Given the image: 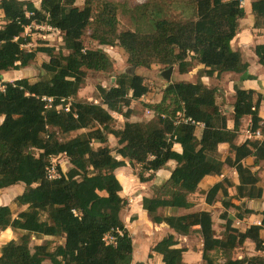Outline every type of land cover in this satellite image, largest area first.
<instances>
[{
    "label": "trees",
    "instance_id": "1",
    "mask_svg": "<svg viewBox=\"0 0 264 264\" xmlns=\"http://www.w3.org/2000/svg\"><path fill=\"white\" fill-rule=\"evenodd\" d=\"M77 1L39 0L35 5L0 0V75L27 68L37 54L48 58L34 82L27 78L0 81L4 87L0 92V191L18 184L26 188L10 204L0 205V232L10 229L19 234L17 241H7L0 248V264H131L134 247L121 221L127 200L120 196L122 187L115 175L126 166L139 167L140 183L154 179L153 196L143 197L141 207L152 224H164L175 234L157 242L149 258L156 254L162 264H182L186 249L178 247L177 237L196 233L204 264H213V254L221 255L223 264H264V211L231 203L262 196L252 169L264 164L259 116L264 97L234 84L231 129L217 103L218 90L200 81L168 83L158 103L143 105L152 115L146 121L132 120L131 102L149 92L144 79L133 73L113 77L108 88L97 85V104L76 100L88 72L112 69L103 50L84 47L87 33L100 47H119L130 69L176 66L183 75L201 65V74L208 78L244 75L249 65L231 47L239 21L246 15L240 0H148L131 8L116 0H81L80 6ZM170 8L178 18L166 15ZM119 13L132 18L134 30L118 29ZM250 15L252 28L264 30V0H251ZM32 25L60 32L61 49H24L31 39L23 34ZM253 54L264 69V43L256 44ZM245 78L254 79L248 74ZM112 113L123 118L121 128H115ZM246 117L252 136L260 132L262 138L237 144ZM198 125L202 126L199 139L194 135ZM110 137L116 146H109ZM174 144L180 152L173 149ZM221 144L228 147L223 159L218 154ZM59 156L67 159L69 169L62 172L55 167L56 178H49L51 161ZM246 158H252L250 166L243 164ZM169 162L175 166L168 179L156 178ZM225 169L237 174L235 194L228 195L232 184L223 180L207 191L206 205H213L220 194L223 209L236 210L234 218L258 215L259 225L239 230L224 212V233L218 238L209 211L159 215L162 208L191 209L189 196L198 191L200 182L220 176ZM107 234L114 238L112 244L103 241ZM32 237L61 239L62 243L53 247L52 240H45L31 246ZM247 240L254 253L233 258Z\"/></svg>",
    "mask_w": 264,
    "mask_h": 264
},
{
    "label": "rangeland",
    "instance_id": "2",
    "mask_svg": "<svg viewBox=\"0 0 264 264\" xmlns=\"http://www.w3.org/2000/svg\"><path fill=\"white\" fill-rule=\"evenodd\" d=\"M36 0H33L31 2L35 3ZM120 3L126 4L128 7H134V6H141L145 4L148 0H116ZM78 6L82 4V1H77ZM247 4V3H246ZM246 6V5H245ZM243 8L244 5H243ZM245 18L239 21V29L238 33L233 39L232 45L233 49L240 52L242 55V59L244 62H248V64L252 63V58L254 57L253 54V47L258 42H264V30H255L252 28V18L249 12H245ZM166 15L176 19L178 18V13L170 9H166ZM134 22L132 18L128 14H118V29L120 31L122 30H134ZM30 36L31 39L30 45L26 48L27 50H33L38 46H46V47H52L55 50L61 49L62 46V34L58 31H48L47 28H32L27 29V31L24 32V36ZM89 33L85 34L83 37V43L84 47L86 49L91 50H103L108 57V59L111 62L112 69L110 72H104V73H96V72H88L87 77L85 79L84 84L80 88L77 98V101L81 102H90L97 104L99 102V99L97 98V93L95 91V87L97 85H101L102 87L108 88L113 83L114 79L113 77L122 74V73H133L135 75L141 76L147 86L149 87V92L146 94L142 99L139 101H132L130 107L134 110L135 116L132 118V120H150L152 119L151 114H147V110L143 107L144 104H154L160 97L163 89L168 83H173L177 81H190V82H198L200 81L201 70L198 71V68L196 67L198 65H195V69L190 70L186 74H179L177 71V67L173 66L171 75L169 80H167L164 77L165 72H167V68L163 66H152L149 69L144 68H135L130 69V67L126 63V55L123 53V51L119 47H100L96 42H94L92 39L88 36ZM48 58L43 54H37L36 60L30 64L27 68L21 70V71H11L10 74H13L14 78H27L30 82H34L39 79L41 74V64L44 61H47ZM12 77V76H11ZM238 76L234 74H223L219 77H211L209 78L207 82L209 86L214 87L218 90V99L217 103L221 107V111L224 112L225 116L227 118L231 117V114H229L232 102L234 100L233 94L234 91L231 88V82L235 81ZM203 81V79H201ZM264 96V95H263ZM261 107V106H260ZM112 116H114L116 122H115V128H121L123 125V118L117 116L116 114L112 113ZM261 118L263 119V123H261L262 131L261 134L264 133V104H262L261 108ZM249 127V126H248ZM247 127V128H248ZM241 128L244 130L246 129V126L241 123ZM241 131V130H240ZM249 132V128H248ZM240 133V132H239ZM250 133V132H249ZM260 134V132H257L256 135ZM245 136L247 134L245 131L241 132L239 136L237 137L235 143L241 142L245 139ZM252 140H254L252 138ZM110 145L109 146H116L115 140L110 138ZM96 147V145H94ZM249 162H252V159L249 160ZM53 167H59L62 172H66L69 169V164L67 159L64 156H59L57 158L52 159L51 161ZM246 164V163H245ZM227 176L230 178L232 176V170L227 169ZM117 171H122L124 174L123 176L118 175L121 182L124 181L123 184H125V193L128 194V196H133L132 201H127V207L122 212L121 220H123V223H128L129 228H131V233H129L132 237V243L133 247L135 249V252L137 255L140 256L139 261L143 264H159L160 259L158 257H151L149 258L148 255L150 254V251L147 252L145 255V251L148 247H151L152 240L155 241L154 235L157 234V232H161L160 228L152 224L151 222H143V221H136L135 217H133L132 211L134 208H136L135 198L137 197L136 201L138 202V199L141 195H151V183L146 182L144 184H140L138 180V173L140 171L139 167H130L126 166L123 168H120ZM256 178L259 180L258 186L262 188V196H264V164L260 163L257 167L256 171H254ZM148 174L145 173L144 177H147ZM163 174L161 173L159 175L162 178ZM125 178L124 180L122 178ZM13 191L4 190L0 191V204H10L12 199V194H21L22 191H25L24 186L22 184H18L17 186H14ZM228 191V189H227ZM231 194H234V190H230ZM153 193V192H152ZM204 192L195 193L191 196H189V200L193 203V207L189 210L183 211V212H194L199 211L201 209H209L210 213H212V221H213V229L215 232L216 237H221L224 233V224L225 221L221 218L222 212L224 211L223 207L221 206V195L218 194L215 198V202L211 206H205V203L203 202L202 195ZM229 194V193H228ZM5 195V196H4ZM129 198V197H128ZM258 202H254V209H259L264 206V204H260V200H256ZM130 205V206H129ZM14 208V207H13ZM25 207H22L20 209H16L14 212V216L16 213L24 210ZM14 210V209H13ZM231 214H236V210L234 208L228 209ZM160 214L162 216H165L168 214L166 210L160 211ZM135 220V221H134ZM255 218L252 217L251 220L244 222L241 225H236L233 223V225L238 228L239 230H244L247 228L252 222H254ZM135 222V224H134ZM191 240L194 242V245L197 244L196 239H198V235L196 233L191 234ZM264 236V235H263ZM19 239V234L13 233L11 230L7 232H0V248L4 243L10 240L17 241ZM180 239L181 242L183 241L181 237H177V240ZM45 240H52V246H56L62 243L61 239H48V238H31V246L33 245H39L42 244ZM180 242V243H181ZM253 246L243 245L242 247L238 248L233 253V258H241V256L250 255L252 253ZM151 250V249H150ZM213 264H223V258L219 254H213ZM204 264V262H202ZM45 264H49L46 262Z\"/></svg>",
    "mask_w": 264,
    "mask_h": 264
},
{
    "label": "crops",
    "instance_id": "3",
    "mask_svg": "<svg viewBox=\"0 0 264 264\" xmlns=\"http://www.w3.org/2000/svg\"><path fill=\"white\" fill-rule=\"evenodd\" d=\"M19 1H33V0H19ZM250 2H251V0H245V2H244V7L245 8H243V9H244V11L246 13L247 12L250 13ZM35 3H37L35 5H38L39 4V0H36ZM1 24H3V22H2V16L0 17V25ZM232 42H233V40H232ZM232 42H231V47L233 49ZM262 43H264V42H258L257 44H262ZM233 50H235V49H233ZM246 63H248V62H246ZM248 65H249L248 71L244 75L234 74V75H236L238 77H237V79L235 81H232L231 82V84H232L231 85V88L233 90L234 84H237L239 86V88L242 89V90H245V91L253 90L256 94H259L262 97H264L263 96L264 95V69L257 64L256 58H252V63H250ZM197 68H198V71H199V70H202L203 69V66L200 65V66H197L196 69ZM247 74L250 75V76H253L254 79H252V80L246 79L245 78V75H247ZM227 75H230V74H227ZM214 77H216V76L214 75ZM240 78H241V80H240ZM18 79H21V78H16V76L14 78L13 74H10L9 72L2 73L0 75V81H2V82H12V81L18 80ZM201 79H203V81H201ZM208 80H209L208 77H206L204 75L200 76V82L202 84L206 85V86H209L207 82L205 83V81H208ZM188 82H190V81H188ZM191 83H194V82H191ZM160 99H161V97L154 104L158 103L160 101ZM262 104H264V101L261 102V105H260L261 107L259 108V116H260V118H261V108H262ZM229 114H232V105H231V109H230ZM117 116H119V115H117ZM119 117H121V116H119ZM1 121H2V119H0V123H1ZM249 122H250L249 117H246V118H244L242 120V123L246 126V129L243 130L242 128H240L241 131H239V132L241 133V132L245 131V133L247 134V136H245V139L243 141H245L246 139L252 140V138L253 139H260V138H262V136L260 134L255 135V136H252V134L248 132V128L247 127L249 126ZM262 123H263V119H262ZM227 127H228V129H231L232 128V121H231L230 117L227 120ZM201 132H202V126L201 125H198L196 127V129H195V132H194V135L196 136V138H198V139L200 138ZM110 138H112V137H110ZM110 138H109V141H110ZM243 141L237 142V144H240ZM173 149L175 151H177V152H180V146L178 144H174L173 145ZM227 151H228V147H227L226 144H221V145L218 146V154L220 155V157L222 159L227 155ZM250 159H252V158H246L243 161V164L246 165V166H250L252 164V162L251 163L249 162ZM174 166H175V164L173 162H169L164 170H160L159 172H157L155 174L156 178L159 179V175L162 173L163 176H162V178L160 177V179L161 180L168 179V177L170 175V171L174 168ZM256 169H257V167L253 168L252 171L254 172V171H256ZM231 170H232V173L233 174H232V176L230 178L227 176L228 170L225 169L220 176H209V177L204 178L200 182V184L198 185V191H197V193L204 192L203 195H202V199H203V202L204 203H205V194L207 193V191L214 184L223 182V180H229L231 182V184H232V187H229L228 188V191H227L229 193L228 195L230 197H232L235 194V189L234 188H235V186L238 183V181H237V174H236V172L233 169H231ZM123 174L124 173L122 171H117V170L115 171V175H116V177H117V179H118V181H119V183L121 184V187H122V191L120 193V196L123 197V198H125L127 201H132L133 196H128V194L125 193V184H123L124 181L121 182L120 179H119V177H118V175L123 176ZM122 179L124 180L125 178L123 177ZM153 182H154V179L150 181L151 185L153 184ZM140 184H144V183H140ZM14 189L15 188L12 187V188L5 189V190L13 191ZM24 189H25V187H24ZM231 189L234 190V194L233 195L230 192ZM1 191H4V190H1ZM17 193L16 194H12V199L18 195ZM152 196H153V193L152 192H151V195L150 194L141 195L139 197V199H138V202L136 201L137 197L135 198L136 208H134V210L132 211V213L134 215L133 217H135V219H136V221L134 220L135 222H137V221L138 222L139 221H143V222L150 223V221H149V219H148V217L146 215V212L141 207V200H142L143 197H152ZM258 200L261 201L260 204H264V196H261V198L258 199ZM221 202H222V198H221ZM221 202H220V204H221ZM254 202H258V201H256V200H246V199H242V200H232L231 201L232 204H234L235 206L242 207V209L253 210L254 212H263L264 211V206L262 208H259V209H254V206H253L254 205ZM0 205H7V203L0 204ZM205 206H208V205H206V203H205ZM163 210H166L168 212V214L165 215V216L188 214V212H183V211H186V210H183V209L162 208V209H159L158 210L159 215H161L160 214V211H163ZM202 210H206V211H209L210 212L209 209H201L199 211H202ZM194 212H196V211H194ZM224 212L226 213L227 218L233 219V223H235L236 225H241L244 222H247V221L251 220L252 217H254L255 220L250 225H259L260 224V216H258V215H251V216H248V217H246V218H244L242 220H238L237 218H234V214H231V212H229L228 209L227 210L224 209V211L222 213H224ZM211 216H212V213H211ZM121 221H123V220H121ZM135 222H134V224H135ZM123 224L126 227V229L128 230V232L131 233V228H129L128 223H126V224L123 223ZM155 226H157L156 229H158V227H159L160 230H161V232H157V234L154 235L155 241L152 240L151 244L152 243L153 244L151 245V247H148L147 248V250L145 251L144 255L147 252H149L150 249L157 242H159L163 237H165L166 235H168V234L175 235L164 224L155 225ZM7 231H10V229L5 230L4 233L7 232ZM263 235H264V230L261 231V237L264 240V236ZM130 237H132V236L130 235ZM218 238H221V237H218ZM181 239L183 240L182 242H181L180 239H178V242H179L178 243V247H181V248L186 249V252L183 253V256H182V264H203L202 263V259H201L202 242H201L200 237L198 236V239H196V241H197V244L196 245H194V242L191 240V236L181 237ZM245 244L248 245V246H251L252 245V243L250 241H248V240L245 241L244 245ZM253 253L254 252H253V249H252V253L250 255H252ZM152 255H153V257H156V258L158 257V259H160L159 264H162L161 263V258H160L159 255H156V254H152ZM139 259H140V256L136 254L135 249H134L133 250L132 263L131 264H137V263L143 264L142 262L139 261Z\"/></svg>",
    "mask_w": 264,
    "mask_h": 264
},
{
    "label": "built area",
    "instance_id": "4",
    "mask_svg": "<svg viewBox=\"0 0 264 264\" xmlns=\"http://www.w3.org/2000/svg\"><path fill=\"white\" fill-rule=\"evenodd\" d=\"M244 2H245V0H240V6H241V7H243ZM33 27H34V28H36V27H37V28H47L48 31H51V30H52V31H57V30L52 29V28L47 27V26H38V25H32L31 27H27V28L25 29V31H27V29L30 30V29H32ZM25 31H24V32H25ZM23 37H30V36H28L27 34H26V36H24V34H23ZM29 45H30V43L24 45L23 48L26 49ZM3 89H4V87H3L2 84L0 83V92L3 91ZM48 101H50V100H48ZM66 110H68V109H66ZM147 114L149 115V114H151V112H150V111H147ZM47 172H48V177H49V178H56L57 175H56V172H55V167H53L52 164H51V167L49 168V170H48ZM103 241H104L106 244H112L113 241H114V238H113L111 235L107 234V235L104 236Z\"/></svg>",
    "mask_w": 264,
    "mask_h": 264
},
{
    "label": "water",
    "instance_id": "5",
    "mask_svg": "<svg viewBox=\"0 0 264 264\" xmlns=\"http://www.w3.org/2000/svg\"><path fill=\"white\" fill-rule=\"evenodd\" d=\"M171 72H172V69H171V68H169V69L167 70V72H165L164 77H165L167 80H169L170 75H171ZM137 264H141V263H137Z\"/></svg>",
    "mask_w": 264,
    "mask_h": 264
},
{
    "label": "bare ground",
    "instance_id": "6",
    "mask_svg": "<svg viewBox=\"0 0 264 264\" xmlns=\"http://www.w3.org/2000/svg\"><path fill=\"white\" fill-rule=\"evenodd\" d=\"M5 196V195H4Z\"/></svg>",
    "mask_w": 264,
    "mask_h": 264
}]
</instances>
